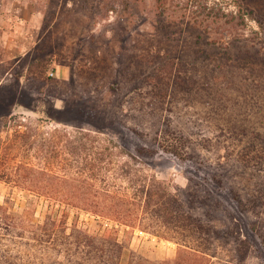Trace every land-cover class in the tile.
Returning <instances> with one entry per match:
<instances>
[{
    "label": "rangeland",
    "instance_id": "374dc122",
    "mask_svg": "<svg viewBox=\"0 0 264 264\" xmlns=\"http://www.w3.org/2000/svg\"><path fill=\"white\" fill-rule=\"evenodd\" d=\"M240 1L0 0V203L17 230L112 235L121 264H264V203L250 209L254 188L264 201V169L248 161L264 137V0ZM240 122L263 126L242 134ZM125 162L175 191L215 174L224 188L204 222L237 230L244 261L229 237L178 258L175 239L138 221L29 189L62 190L70 168L128 186L111 173Z\"/></svg>",
    "mask_w": 264,
    "mask_h": 264
},
{
    "label": "trees",
    "instance_id": "16d2710c",
    "mask_svg": "<svg viewBox=\"0 0 264 264\" xmlns=\"http://www.w3.org/2000/svg\"><path fill=\"white\" fill-rule=\"evenodd\" d=\"M238 14L239 12L233 13L231 16L236 18ZM224 108L225 106L220 105L215 111ZM232 125L233 123L229 121L228 126ZM262 126L255 124L251 127L240 122L238 130L246 134L250 128H253V131L259 134ZM230 129L233 133L237 132V123L236 128L234 125ZM250 140V145L255 144L253 148L257 153L249 157L248 161L257 172L262 171L264 137L260 135ZM80 147L77 146L76 151H79ZM82 147L86 146L82 145ZM137 151L140 155H146V148L143 145H139ZM139 172L137 168L125 162L111 173L113 177L125 176L130 183L128 186H117L114 181L110 184L98 185L94 180L89 179L102 177V169L70 168L63 170L62 177L66 184H62V190L40 184L31 185L29 189L45 188L46 193L60 191L66 197L64 201L72 205L125 223L138 221L139 226L144 230L175 239L180 244L178 258L185 259L198 252L210 254V247L217 238L229 237V242L236 247L235 254L240 255L244 261L245 250L238 245L245 241L241 235L236 234L237 230H216L211 223L208 225L204 222V219H211L217 215L215 211L217 206L213 205L212 200L215 199L214 194H220L224 188L221 179L215 174L211 176L208 173L202 177L203 182H206L202 184L192 176L189 187L178 188L175 191L168 181L160 180L154 173L139 174ZM68 179H74L76 182L67 183ZM254 191V205L250 209L259 214V208L263 206L264 201L259 195L261 190L254 188ZM237 192L235 190V193ZM236 195L238 201L242 202L241 194ZM246 210L249 209L243 207L242 211ZM8 213L6 206L0 203V264H121L118 252V248L121 247L112 235L107 239L82 230L71 232L61 230L58 234L55 230H34L28 233L26 230H17L18 227L9 220ZM262 228L263 225L258 230Z\"/></svg>",
    "mask_w": 264,
    "mask_h": 264
},
{
    "label": "clouds",
    "instance_id": "9594fccd",
    "mask_svg": "<svg viewBox=\"0 0 264 264\" xmlns=\"http://www.w3.org/2000/svg\"><path fill=\"white\" fill-rule=\"evenodd\" d=\"M114 19H115L114 17H110V22L114 21ZM100 27H101L100 25H97L96 26V31H99Z\"/></svg>",
    "mask_w": 264,
    "mask_h": 264
},
{
    "label": "built area",
    "instance_id": "2783aa9c",
    "mask_svg": "<svg viewBox=\"0 0 264 264\" xmlns=\"http://www.w3.org/2000/svg\"><path fill=\"white\" fill-rule=\"evenodd\" d=\"M52 74H54V73L52 72Z\"/></svg>",
    "mask_w": 264,
    "mask_h": 264
}]
</instances>
